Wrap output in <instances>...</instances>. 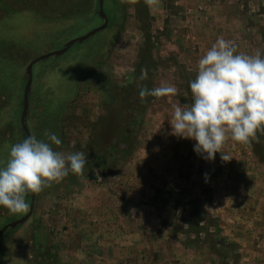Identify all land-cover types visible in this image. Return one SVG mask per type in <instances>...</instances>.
Here are the masks:
<instances>
[{
  "label": "rangeland",
  "instance_id": "obj_1",
  "mask_svg": "<svg viewBox=\"0 0 264 264\" xmlns=\"http://www.w3.org/2000/svg\"><path fill=\"white\" fill-rule=\"evenodd\" d=\"M221 2L0 0V166L11 145L46 139L45 130L61 140L54 150L88 157L83 175L29 193L26 213L0 207V230L28 214L0 233V264H80L71 251L79 247L74 216L100 187L114 201L130 199L125 211L144 215L179 246L214 252L222 264H264V134L250 144L229 139L222 154L232 158L217 152L209 160L194 151L195 140L172 135L169 123L173 105L192 103L189 82L215 42L201 18ZM241 7L262 14L249 19L253 39L243 41L246 30L227 40L238 52L264 55V29L261 39L257 32L264 0ZM163 83L177 94L141 102L139 85Z\"/></svg>",
  "mask_w": 264,
  "mask_h": 264
},
{
  "label": "clouds",
  "instance_id": "obj_2",
  "mask_svg": "<svg viewBox=\"0 0 264 264\" xmlns=\"http://www.w3.org/2000/svg\"><path fill=\"white\" fill-rule=\"evenodd\" d=\"M138 0H121L136 3ZM153 8L160 0H144ZM232 40L218 37L197 62L196 75L189 82L192 96L190 105H173L171 134L196 141L194 151L206 154L211 160L224 144L259 142L257 133L264 134V55L260 50L252 54L238 52ZM148 78V70L141 69L138 78ZM139 98L174 96L177 88L163 83L154 88L139 85ZM46 139L31 135L11 145L8 157L0 166V207L11 214L29 210L26 197L38 194L53 182H61L69 173L83 175L88 157L77 151L65 154L56 151L61 140L47 130Z\"/></svg>",
  "mask_w": 264,
  "mask_h": 264
},
{
  "label": "crops",
  "instance_id": "obj_3",
  "mask_svg": "<svg viewBox=\"0 0 264 264\" xmlns=\"http://www.w3.org/2000/svg\"><path fill=\"white\" fill-rule=\"evenodd\" d=\"M221 1H225L224 5L219 4L218 7H214L216 10L209 14L207 20L201 18V25L204 21L209 29L208 40L216 41L217 37L227 40L248 30L243 41L250 43V38L253 37L249 35L256 29L252 28L249 19H259L257 17L262 14H253L244 10L241 7L242 0ZM189 20L194 24L196 18L190 16ZM263 25L257 30L260 39ZM237 40L242 42L241 38ZM96 191V198L90 202V205H86L90 208L86 212L81 211L83 212L81 215L74 216L81 220L78 234L79 247L77 251H71L80 264H222L216 253L179 246L180 243L172 242L171 235L168 236L154 226H148L149 221H145L144 215L134 216L125 211V208L132 205L130 199L123 198L122 202H117L104 193L108 194L111 189L100 187Z\"/></svg>",
  "mask_w": 264,
  "mask_h": 264
},
{
  "label": "water",
  "instance_id": "obj_4",
  "mask_svg": "<svg viewBox=\"0 0 264 264\" xmlns=\"http://www.w3.org/2000/svg\"><path fill=\"white\" fill-rule=\"evenodd\" d=\"M106 22H107V21H106V19H105V23H104L103 25H101L100 27H104V26L106 25ZM93 31H95V30H92L91 32H89L86 36H88L89 34H91ZM50 54H51V53H48V54H46V55H50ZM28 84H29V82H27V84H26V89H27V87H28ZM25 100H26V96H25ZM25 107H26V106L24 105V110H23V113H22V119L24 118ZM27 134H28V132H27ZM32 204H33V197L31 198V201H30V205H29V208H30V209L32 208ZM27 216H28V214L25 215V216H23L22 218H19V219H17V220H14V221L10 222L8 225L4 226V227L0 230V233L3 232V230H5L8 226L13 225V224H15V223H18V222L24 220Z\"/></svg>",
  "mask_w": 264,
  "mask_h": 264
}]
</instances>
